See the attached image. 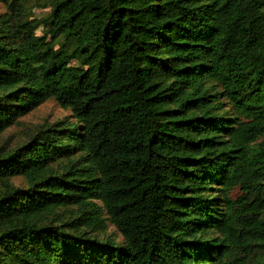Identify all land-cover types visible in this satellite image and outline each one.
I'll return each instance as SVG.
<instances>
[{
	"label": "trees",
	"instance_id": "1",
	"mask_svg": "<svg viewBox=\"0 0 264 264\" xmlns=\"http://www.w3.org/2000/svg\"><path fill=\"white\" fill-rule=\"evenodd\" d=\"M0 1V264H264V0Z\"/></svg>",
	"mask_w": 264,
	"mask_h": 264
},
{
	"label": "rangeland",
	"instance_id": "2",
	"mask_svg": "<svg viewBox=\"0 0 264 264\" xmlns=\"http://www.w3.org/2000/svg\"><path fill=\"white\" fill-rule=\"evenodd\" d=\"M49 8H36L37 16H42L48 13ZM7 12V8L3 2L0 1V16ZM38 33L43 35L45 30L38 29ZM72 111L70 109L62 108L54 99H49L30 113L20 117L17 122L0 134V146L5 148H12L18 146L28 140L30 135L38 128L46 126L47 124H55L59 121L74 120ZM16 185L24 184L22 178H14ZM239 191H235L234 195H238ZM103 216H105L103 214ZM94 234L101 239L111 238L116 242H122L123 237L116 229V227L107 221V228L104 231H94Z\"/></svg>",
	"mask_w": 264,
	"mask_h": 264
}]
</instances>
